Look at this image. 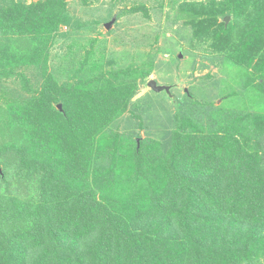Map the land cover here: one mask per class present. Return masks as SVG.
Wrapping results in <instances>:
<instances>
[{"label": "trees", "instance_id": "trees-1", "mask_svg": "<svg viewBox=\"0 0 264 264\" xmlns=\"http://www.w3.org/2000/svg\"><path fill=\"white\" fill-rule=\"evenodd\" d=\"M181 1L189 43L242 85L159 120L132 100L153 60L104 71L92 39L60 83L50 51L87 23L0 0V264H264V0Z\"/></svg>", "mask_w": 264, "mask_h": 264}, {"label": "rangeland", "instance_id": "rangeland-1", "mask_svg": "<svg viewBox=\"0 0 264 264\" xmlns=\"http://www.w3.org/2000/svg\"><path fill=\"white\" fill-rule=\"evenodd\" d=\"M182 2L68 0L71 24L86 22L88 25L79 29L77 35L70 28L61 27L58 40L50 51L49 71L58 82H64L67 79L68 63L71 59L75 63L79 61L84 49H89L90 40L94 39L93 48L97 53L95 58L104 62V71L127 65L139 67L143 62L144 68L149 70L153 60L149 76L144 82L138 81L139 90L132 100L137 102L146 95L150 96L153 99L151 110L159 120L160 116L166 118L165 114L173 109L183 93H190L193 96L191 98L204 103L211 102L215 107L220 106L225 94L239 89L242 82L238 80L234 86L221 85L225 74L219 56L205 49L206 46L195 43L192 46L189 43L192 31L186 23L187 16L178 11ZM141 6L146 8V13L132 11ZM113 18L114 21L110 23ZM73 42L80 45L71 44ZM150 80H154L158 86H167L169 91H153L148 87ZM146 131V128L140 129L141 137L146 136Z\"/></svg>", "mask_w": 264, "mask_h": 264}, {"label": "water", "instance_id": "water-1", "mask_svg": "<svg viewBox=\"0 0 264 264\" xmlns=\"http://www.w3.org/2000/svg\"><path fill=\"white\" fill-rule=\"evenodd\" d=\"M227 19L228 18H225L226 22H227ZM113 21H114V18L112 19V21L110 23H112ZM110 23L106 25L107 29L109 28ZM148 87L150 89H152L153 91H155V92H163V91L168 92L169 91L167 86H158L154 80H150L148 82ZM57 107H58L59 110H61V105H58Z\"/></svg>", "mask_w": 264, "mask_h": 264}]
</instances>
